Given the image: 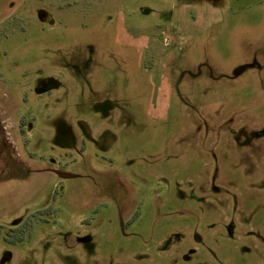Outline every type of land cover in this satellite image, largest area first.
<instances>
[{
  "label": "rangeland",
  "instance_id": "obj_1",
  "mask_svg": "<svg viewBox=\"0 0 264 264\" xmlns=\"http://www.w3.org/2000/svg\"><path fill=\"white\" fill-rule=\"evenodd\" d=\"M0 264H264V0H0Z\"/></svg>",
  "mask_w": 264,
  "mask_h": 264
},
{
  "label": "water",
  "instance_id": "obj_2",
  "mask_svg": "<svg viewBox=\"0 0 264 264\" xmlns=\"http://www.w3.org/2000/svg\"><path fill=\"white\" fill-rule=\"evenodd\" d=\"M57 174L62 177V178H68V177H71V175L67 174V173H63V172H57Z\"/></svg>",
  "mask_w": 264,
  "mask_h": 264
},
{
  "label": "flooded vegetation",
  "instance_id": "obj_3",
  "mask_svg": "<svg viewBox=\"0 0 264 264\" xmlns=\"http://www.w3.org/2000/svg\"><path fill=\"white\" fill-rule=\"evenodd\" d=\"M61 172V171H60Z\"/></svg>",
  "mask_w": 264,
  "mask_h": 264
}]
</instances>
